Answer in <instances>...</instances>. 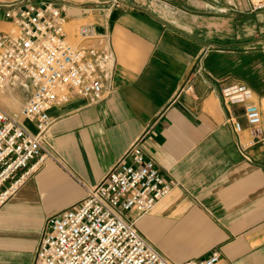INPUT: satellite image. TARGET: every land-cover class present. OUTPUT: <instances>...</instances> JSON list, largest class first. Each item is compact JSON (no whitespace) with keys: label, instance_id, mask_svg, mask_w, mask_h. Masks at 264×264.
Returning a JSON list of instances; mask_svg holds the SVG:
<instances>
[{"label":"crops","instance_id":"0c3cea01","mask_svg":"<svg viewBox=\"0 0 264 264\" xmlns=\"http://www.w3.org/2000/svg\"><path fill=\"white\" fill-rule=\"evenodd\" d=\"M22 1L0 0V30L6 5ZM30 1L63 7L69 30L105 33L115 65L99 102L73 97L49 110L45 139L59 163L44 157L0 208V264H33L46 218L85 194L70 173L95 185L132 146L173 183L136 219L159 251L179 264L214 250L216 264H264V5L124 0L104 11L98 0ZM233 87L258 105L263 140L251 143L243 104L223 98ZM8 90L17 104L28 96Z\"/></svg>","mask_w":264,"mask_h":264},{"label":"built area","instance_id":"2783aa9c","mask_svg":"<svg viewBox=\"0 0 264 264\" xmlns=\"http://www.w3.org/2000/svg\"><path fill=\"white\" fill-rule=\"evenodd\" d=\"M255 1L256 8L263 6ZM124 2L98 0L97 4L110 11ZM62 8L23 0L4 10L10 28L0 30V92L20 88L28 96L17 112L0 102V208L44 157L58 162L45 139L52 123L49 110L73 97L92 105L109 91L115 60L107 35L81 25L75 42L68 41ZM223 98L243 104L251 143L263 140L259 107L250 91L233 87L224 91ZM22 120L31 122L34 130ZM227 121L236 134L242 131L240 121L232 117ZM70 175L85 194L46 218L33 264H179L136 227L137 217L151 211L173 185L163 179L151 158L132 146L95 185ZM219 258L214 250L181 264H216Z\"/></svg>","mask_w":264,"mask_h":264},{"label":"rangeland","instance_id":"374dc122","mask_svg":"<svg viewBox=\"0 0 264 264\" xmlns=\"http://www.w3.org/2000/svg\"><path fill=\"white\" fill-rule=\"evenodd\" d=\"M260 1H262V3H263V5H264V0H260ZM256 2V1H255ZM10 28V26H7L5 29H9ZM65 31H69L70 33H71V38H67V40L68 41H70V42H75V39H73L72 38V36H73V34L75 33V28H72V29H68L67 28V26H65ZM7 91H2V92H0V102L3 104V105H5V104H7L9 107H12V108H15L14 110H13V112H17L18 110H19V108H20V106L17 104V103H14L13 101H12V99H10V98H7V97H5V93H6ZM52 153V152H51ZM53 155V154H52ZM49 157V156H48ZM45 158H47V157H45ZM50 158V157H49Z\"/></svg>","mask_w":264,"mask_h":264},{"label":"bare ground","instance_id":"6f19581e","mask_svg":"<svg viewBox=\"0 0 264 264\" xmlns=\"http://www.w3.org/2000/svg\"><path fill=\"white\" fill-rule=\"evenodd\" d=\"M5 97L10 98V99H13V100L16 99L15 96L12 95V93H11L10 90H7V92L5 93ZM16 101H17V100H16ZM18 105L20 106L21 104H18ZM4 106H5L8 110H10V111H12V112H13V110L15 109V108L9 107L7 104H5ZM19 109H20V108H19ZM18 111H19V110H18Z\"/></svg>","mask_w":264,"mask_h":264}]
</instances>
